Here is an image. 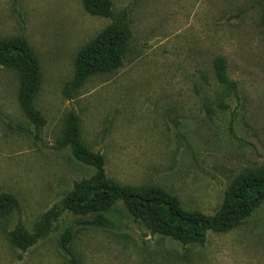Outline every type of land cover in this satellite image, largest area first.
I'll return each instance as SVG.
<instances>
[{
	"label": "rangeland",
	"instance_id": "374dc122",
	"mask_svg": "<svg viewBox=\"0 0 264 264\" xmlns=\"http://www.w3.org/2000/svg\"><path fill=\"white\" fill-rule=\"evenodd\" d=\"M127 14L132 37L122 64L91 76L67 99L63 84L78 51L109 22L81 0H0V36H23L41 66L36 129L17 104L15 74L0 65V193L19 208L0 218V264H70L60 245L74 231L76 264H264V201L239 225L208 231L183 244L151 231L146 212L116 200L109 223L82 221L60 200L94 174L92 166L57 148L68 110L81 120V137L105 158L109 178L123 185H156L182 209L214 214L241 172L264 165V0H111ZM222 58L232 86L220 83ZM57 209L50 232L26 249L14 246L17 226L34 230Z\"/></svg>",
	"mask_w": 264,
	"mask_h": 264
},
{
	"label": "trees",
	"instance_id": "16d2710c",
	"mask_svg": "<svg viewBox=\"0 0 264 264\" xmlns=\"http://www.w3.org/2000/svg\"><path fill=\"white\" fill-rule=\"evenodd\" d=\"M81 1L88 13L109 18L110 22L78 51L73 76L62 87V93L67 99L76 97L91 76L119 68L132 37L127 14L123 12L116 15L111 0ZM0 65L15 74L19 109L36 129H40L46 122L35 104L41 86V66L25 37L0 36ZM214 72L220 83L232 86L226 76L222 58L214 61ZM55 145L60 149L68 148L75 159L93 167L92 177L83 184H75L59 204L61 208L79 216L92 212V218L81 222L96 227L109 223L105 216L106 210L116 200H121L132 213L146 212L149 215L148 221L153 233L172 236L183 244L203 242L208 231L225 232L233 229L264 201V165L245 170L236 176L226 188L222 204L211 215L182 209L178 197L162 187L120 184L107 176L104 156L92 151L82 140L81 120L73 110L64 114ZM18 208L19 202L14 195L0 193V218L9 216ZM57 213L55 208L45 211L32 232L17 226L10 233L12 244L24 250L45 237ZM73 238L71 227L60 235V245L70 256V264H76V253L71 246Z\"/></svg>",
	"mask_w": 264,
	"mask_h": 264
}]
</instances>
